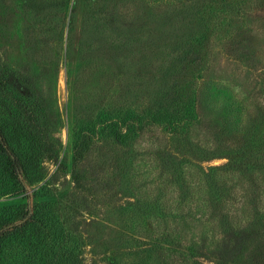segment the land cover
Masks as SVG:
<instances>
[{
    "label": "rangeland",
    "instance_id": "rangeland-1",
    "mask_svg": "<svg viewBox=\"0 0 264 264\" xmlns=\"http://www.w3.org/2000/svg\"><path fill=\"white\" fill-rule=\"evenodd\" d=\"M181 8L177 0H0V59L16 74L11 89L47 106L59 155L27 183L29 204L52 213L57 226L79 239L50 235L54 247H70L72 264H118L119 256L123 264H139L135 255L163 235L174 242L164 249L171 264L245 257L264 264V133L253 146L223 140L219 150L213 130L218 122L242 127L228 112L231 97L248 109L241 115L246 123L264 115V10H253L246 38L214 34L208 70L198 82L202 104L185 122L193 125L183 140L157 124L125 145L109 138L108 124L89 123L112 106L129 107L136 117L155 101L167 104L186 61L184 45L201 26L230 12L198 4L190 17ZM116 34L124 47L110 39ZM4 99L2 122L12 118ZM79 128L96 136L75 165ZM74 169L86 171L84 189H76ZM204 172L216 175L215 184ZM25 197H0V207L26 203ZM250 231L257 243L238 242ZM235 243L246 251L237 256Z\"/></svg>",
    "mask_w": 264,
    "mask_h": 264
},
{
    "label": "trees",
    "instance_id": "trees-1",
    "mask_svg": "<svg viewBox=\"0 0 264 264\" xmlns=\"http://www.w3.org/2000/svg\"><path fill=\"white\" fill-rule=\"evenodd\" d=\"M177 1L178 5L182 7L181 9H185V13L189 14L190 17L198 14L199 11L196 12L190 9H194V6L198 4L212 11H217L219 7H230V12L221 14L218 21L213 19L207 22L205 26H201L199 31L195 32L193 38L190 37L184 45L188 47L185 53L186 61L182 66V72L176 74L172 80V88L167 104L161 105L157 103L159 100L155 101L154 103L157 104L152 103L151 107H148L136 117L129 107L112 106L100 112L95 121L89 122L94 124V127L100 122L108 124L110 127L108 136L117 143L129 145L139 135L147 134L150 126L156 127L157 124L161 125L162 128L172 130L173 136L177 140H183L182 136L187 135L193 125H191V122H185L197 110L199 111V106L202 104V101L200 103L198 101L199 92H201L198 82L202 74L208 70L214 34L223 30L224 40H234L237 37L246 38L252 33L247 21H250L249 18L253 15V10H264V0ZM243 14H249V16L243 17ZM110 39L118 48L124 47L121 42L122 37L117 36V34L110 36ZM13 77H16L15 72L9 66L3 64L0 59V81H4V83H0V96H4V102L12 112L11 120L5 122L0 120V197H19L26 194V203L0 207V264H39L40 262H43V264H72L67 259L70 257L68 251L70 247L65 246L62 242H57L54 247V244H51L52 241H50V235H55V239L69 238L71 230H63L57 226L50 216L52 213L34 211L29 204L28 189L26 187L27 183L32 185L34 181L41 177L44 162H56L59 159L57 142L53 140L51 133V115L42 101H34L28 94H22L21 92L14 94L11 89V87H14ZM11 94L14 96L12 103H10ZM204 95L210 97L213 94L204 92ZM226 106L228 112L234 113L235 117L233 118L237 119V125L241 124L242 127L238 129L230 126L229 129H226L218 122L213 130L216 142L220 143L219 150L223 148L221 143L223 140H235L238 144L253 146L255 144L253 140L256 141L257 136L264 133V115L262 117H256L259 114L250 116L246 123L241 115L248 116L249 113L246 112L248 109L243 107L242 102L240 103L238 99L231 97ZM183 123L185 124L183 125ZM82 124L84 127L86 126L84 121ZM85 128L88 129V127ZM76 134L74 159L75 165H78L84 159L85 154L89 152V143H91L89 137L93 139L96 133L93 130L87 136L79 128ZM251 136L255 138L252 139ZM213 170L217 171L219 169L215 168ZM72 173L76 189H84L86 171L74 169ZM203 175L207 176V173L204 172ZM207 178L211 182L213 181L214 184L217 180L214 173L208 175ZM154 218L157 220L159 216ZM148 220H150V226H152L153 218L149 217ZM250 233V237L242 238L238 242L243 240L241 244L245 245L257 243L258 240L252 231L245 234L249 236ZM72 234L75 233L72 232ZM163 236L165 238L157 240V244L137 253L138 256L135 255L139 264H147V262L151 264L155 254L150 253V251L157 254V264H171L170 257L167 258L165 252L168 247L165 249V246L171 247L174 242L172 236L171 239L170 236ZM76 239L79 241L76 236L71 235L69 240L76 241ZM233 249H238L236 255L246 251V247H239V243L237 245L235 243ZM130 257L131 254L126 255L127 262ZM245 259L243 261L228 259L215 264H251L250 261H245ZM117 261L118 264H123L121 256L118 257Z\"/></svg>",
    "mask_w": 264,
    "mask_h": 264
}]
</instances>
